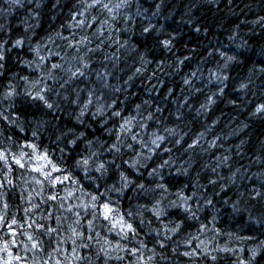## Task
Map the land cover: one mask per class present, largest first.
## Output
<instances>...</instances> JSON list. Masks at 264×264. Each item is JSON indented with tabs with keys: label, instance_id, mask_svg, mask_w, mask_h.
<instances>
[{
	"label": "clouds",
	"instance_id": "9594fccd",
	"mask_svg": "<svg viewBox=\"0 0 264 264\" xmlns=\"http://www.w3.org/2000/svg\"><path fill=\"white\" fill-rule=\"evenodd\" d=\"M0 264H264V0H0Z\"/></svg>",
	"mask_w": 264,
	"mask_h": 264
}]
</instances>
